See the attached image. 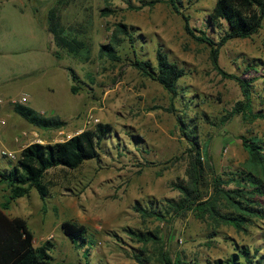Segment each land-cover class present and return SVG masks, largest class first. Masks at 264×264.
<instances>
[{"label": "rangeland", "instance_id": "374dc122", "mask_svg": "<svg viewBox=\"0 0 264 264\" xmlns=\"http://www.w3.org/2000/svg\"><path fill=\"white\" fill-rule=\"evenodd\" d=\"M148 0H70L63 7V23L84 39L91 50L89 60L60 51L48 29L49 10L58 0H0V151L16 158L0 157V169L15 163L28 144L57 142L97 123H111L114 132L104 139L99 158L84 162L77 169H51L46 180L50 194L42 198L36 189L13 202L8 213L27 219L35 245L51 239L54 248L49 264H140L136 254L157 261L158 246L133 238L132 231H157L170 255L198 257L212 263L237 252L235 244L259 248L264 254V218L238 232L222 226L216 241L210 243L209 224L193 213L186 217L168 214L164 220L143 215L136 206L157 208L169 198H179L174 182L187 178L190 140L178 122L187 110L198 126L199 139L208 141L209 154L218 173L243 168L248 152L242 135L264 139V119L252 123L242 115L224 122L234 104L243 98L240 84L224 78L214 69L210 48L197 42L185 29L182 15L167 2L133 9ZM182 9L195 28L219 39L227 28L224 20L210 23L217 0H181ZM110 6L114 13L104 16ZM133 27L134 46L140 57L156 63L161 45L171 60L186 69L179 80V97L159 82L144 76L132 66L133 46L127 38L121 46L123 60L102 56V44L111 42L117 23ZM257 70H246L250 63ZM221 66L229 73L249 79L254 106L264 110V23L250 38L228 41L220 54ZM72 68L80 78L81 89L71 92ZM26 95V104L40 113L57 115L67 121L60 129L38 128L14 111V99ZM175 103L177 110H171ZM188 105V106H187ZM9 194L0 182V203ZM264 203V198H263ZM65 220L88 227L95 245L86 258L64 233Z\"/></svg>", "mask_w": 264, "mask_h": 264}, {"label": "trees", "instance_id": "16d2710c", "mask_svg": "<svg viewBox=\"0 0 264 264\" xmlns=\"http://www.w3.org/2000/svg\"><path fill=\"white\" fill-rule=\"evenodd\" d=\"M110 1V0H106ZM167 2L173 10L182 15L185 29L197 42L204 43L210 48V59L215 70L224 78L235 79L241 86L243 98L238 100L223 120L227 122L235 115H242L252 123L264 119V110H256L254 106L253 87L249 79L227 72L220 63L223 46L235 38H250L263 27L264 0H217L210 15V23L224 20L227 28L217 40L204 29L192 26L191 17L182 9L181 0H148L136 6L128 1L133 9L144 6H155ZM70 0H58L48 13V29L53 36L55 45L60 49L55 51L60 57V51L75 58L89 60L91 50L88 43L73 33L62 20V9ZM109 5L102 9L104 16L114 13ZM133 27L126 23L116 24L111 42L102 44L100 53L113 61H122L123 55L119 46L128 38L133 48L130 62L144 76L149 77L168 90L173 97H179V80L187 74L186 69L170 59L163 46L156 50V63L140 57L134 46L135 34ZM258 64L250 62L246 70L256 69ZM73 84L71 92L76 94L82 88L78 74L71 67ZM188 106V105H187ZM171 110H177L175 103ZM14 111L30 124L45 130L60 129L67 121L60 116H46L28 104L16 102ZM178 122L186 138L190 140L188 153L187 178L177 181L173 186L180 191L179 198H169L158 209L137 205V210L143 215L155 216L164 220L168 214L174 217H186L193 213L198 219L209 224L211 233L210 243L216 241L222 226H232L238 232H245L250 226L264 218V139L258 136L242 135L243 145L248 152V159L243 168L218 173L209 154L208 141L199 139L198 126L189 117L187 110L178 116ZM114 126L111 123L99 122L94 128L85 129L63 141L32 142L25 146L15 161L0 169V182L6 184L9 194L0 203V264H49L53 259L50 251L54 242L49 239L41 245H35L34 233L26 218L11 216L8 211L13 202L28 196L36 189L42 198L50 194V185L46 176L51 169H77L84 162L99 158L102 142L111 136ZM63 233L76 247L85 249L87 258L95 245L86 225L73 220H65L61 224ZM133 238L145 245L153 242L158 246L157 261L152 264H264V254L259 248L235 244L237 252L230 254L223 263L218 259L213 263L201 261L198 257L187 258L181 254L173 258L167 250L166 243L157 231H132ZM137 253L140 264H149L151 257ZM87 264H93L88 262Z\"/></svg>", "mask_w": 264, "mask_h": 264}, {"label": "built area", "instance_id": "2783aa9c", "mask_svg": "<svg viewBox=\"0 0 264 264\" xmlns=\"http://www.w3.org/2000/svg\"><path fill=\"white\" fill-rule=\"evenodd\" d=\"M28 101V97L26 95H23L21 97H19L18 99H14L13 103L15 104L16 102H20V103H24L26 104V102ZM5 103V99L4 98H0V107ZM1 125H5L6 124V120H1L0 121ZM1 156H9L10 158L15 159L16 158V154L12 151H8V150H1L0 151V157Z\"/></svg>", "mask_w": 264, "mask_h": 264}, {"label": "crops", "instance_id": "0c3cea01", "mask_svg": "<svg viewBox=\"0 0 264 264\" xmlns=\"http://www.w3.org/2000/svg\"><path fill=\"white\" fill-rule=\"evenodd\" d=\"M0 98H4V97H1V96H0ZM3 106H4V105H3ZM3 106H1V107H3ZM1 120H6V119L3 118V117H1V118H0V121H1ZM6 122H7V121H6ZM3 126H5V125H1V124H0V128H2ZM2 157H3V156H2ZM3 168H5V167H3ZM3 184H4V183H3ZM18 201H19V200H18ZM12 216H20V215H12Z\"/></svg>", "mask_w": 264, "mask_h": 264}]
</instances>
